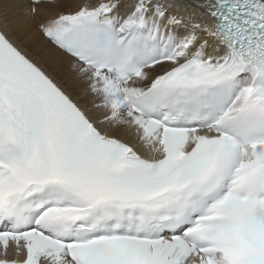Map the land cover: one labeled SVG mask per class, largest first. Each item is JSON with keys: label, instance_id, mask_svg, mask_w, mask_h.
I'll use <instances>...</instances> for the list:
<instances>
[{"label": "snow or ice", "instance_id": "snow-or-ice-1", "mask_svg": "<svg viewBox=\"0 0 264 264\" xmlns=\"http://www.w3.org/2000/svg\"><path fill=\"white\" fill-rule=\"evenodd\" d=\"M59 3L67 79L0 0V264H264V0Z\"/></svg>", "mask_w": 264, "mask_h": 264}, {"label": "bare ground", "instance_id": "bare-ground-1", "mask_svg": "<svg viewBox=\"0 0 264 264\" xmlns=\"http://www.w3.org/2000/svg\"><path fill=\"white\" fill-rule=\"evenodd\" d=\"M97 2L99 0H60L59 5L49 9V11H75L82 3L94 5ZM8 3L9 28L18 38L21 45L35 60L44 64L49 71L58 70V79H67L68 68L66 64L61 65L59 50L47 38L43 37L31 23L27 13V0H8ZM0 16H2V12H0ZM119 135L130 144L135 145L137 143L135 134L131 130H122ZM5 253L7 259L12 257L23 258V256L17 255L15 248L9 247Z\"/></svg>", "mask_w": 264, "mask_h": 264}]
</instances>
